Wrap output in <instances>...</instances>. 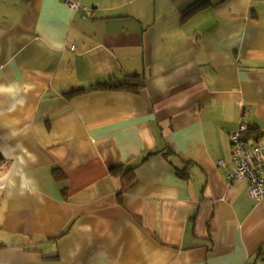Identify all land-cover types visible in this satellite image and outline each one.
Returning a JSON list of instances; mask_svg holds the SVG:
<instances>
[{
    "label": "crops",
    "instance_id": "1",
    "mask_svg": "<svg viewBox=\"0 0 264 264\" xmlns=\"http://www.w3.org/2000/svg\"><path fill=\"white\" fill-rule=\"evenodd\" d=\"M66 1L0 0V264H264L230 179L239 126L264 145V0Z\"/></svg>",
    "mask_w": 264,
    "mask_h": 264
},
{
    "label": "built area",
    "instance_id": "2",
    "mask_svg": "<svg viewBox=\"0 0 264 264\" xmlns=\"http://www.w3.org/2000/svg\"><path fill=\"white\" fill-rule=\"evenodd\" d=\"M66 5L73 11L79 9L88 11V8L82 7L79 2L67 0ZM73 50H75V47H73ZM247 131V124L242 123L238 130L231 135L235 166L230 179L231 181L247 179L250 185V197L261 201L264 199V145H248L244 141V135Z\"/></svg>",
    "mask_w": 264,
    "mask_h": 264
},
{
    "label": "trees",
    "instance_id": "3",
    "mask_svg": "<svg viewBox=\"0 0 264 264\" xmlns=\"http://www.w3.org/2000/svg\"><path fill=\"white\" fill-rule=\"evenodd\" d=\"M137 79L136 76H132V77H127L125 81H121V82H115V83H112V84H109V83H105L103 84V86L105 88H108L110 90H114V91H120V90H129V91H133V90H139L138 88H141L143 85H139L137 83H134L133 80ZM132 80V81H131ZM249 130L246 132V139H247V136H250L252 134V132L249 133ZM245 141V139H244ZM129 173H126V175L123 176V180L124 181H127V176H128ZM127 182H125V184H127Z\"/></svg>",
    "mask_w": 264,
    "mask_h": 264
}]
</instances>
